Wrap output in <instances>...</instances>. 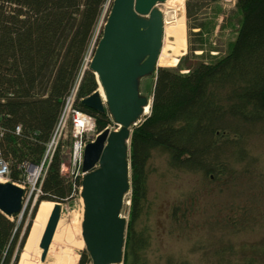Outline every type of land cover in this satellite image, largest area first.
<instances>
[{
	"label": "trees",
	"instance_id": "trees-1",
	"mask_svg": "<svg viewBox=\"0 0 264 264\" xmlns=\"http://www.w3.org/2000/svg\"><path fill=\"white\" fill-rule=\"evenodd\" d=\"M191 1L185 3L188 19ZM220 1L196 0L195 7L214 5L219 11ZM106 3L109 11L112 0H0V149L9 162L11 183L23 179L22 162L38 165L42 160ZM233 17L236 36L225 55L196 62L205 54L197 47L192 50L201 51L199 57L188 61L185 55L175 68H157L145 77L153 80L150 113L132 128L129 142L131 197L122 264H159L149 257L153 233L144 223L150 208L147 165L153 151L166 154L172 169L203 174L216 170L209 179L219 180L229 158L244 157L250 129L264 128V0H234ZM210 26L195 23L191 28L200 36ZM96 89L94 74L85 70L74 108L94 118L98 133L111 125L110 115L81 104ZM61 163L58 147L42 178L41 195L32 208L27 205L20 223L18 215L0 212V264L18 263L39 202L64 203L78 191L81 177H63ZM190 209L175 205L171 220L180 224V215L185 219ZM78 264H91L85 251ZM163 264L190 262L167 256Z\"/></svg>",
	"mask_w": 264,
	"mask_h": 264
},
{
	"label": "rangeland",
	"instance_id": "rangeland-1",
	"mask_svg": "<svg viewBox=\"0 0 264 264\" xmlns=\"http://www.w3.org/2000/svg\"><path fill=\"white\" fill-rule=\"evenodd\" d=\"M195 3L196 0L191 1L190 19L186 17L185 11L186 51L178 62L185 55L188 61L192 60V56L199 57L201 51L192 50L197 47H202L205 54L202 58H197L196 62L213 61L225 55L236 36L237 20L233 17L232 2L221 0L218 3L221 11H214V5L204 6L198 10ZM108 6L109 4L106 3L102 10L91 48H94L95 43L98 42ZM158 6H156L157 9ZM195 23H210L211 26L198 36L194 34L198 30L191 28ZM90 53L89 50L85 55V66L79 70L73 87L67 94V97L74 95L73 108L80 80L85 70H89L87 65L91 59ZM151 82H153L151 78H143L140 82V89L150 102L148 94ZM87 116L93 120V129L84 131L83 140L89 143L94 140L97 133L94 118ZM117 128L113 122L108 126L110 130ZM74 141L73 125L69 122L58 145L61 164L64 165L61 175L69 181L75 178L71 168L66 169ZM244 148V157L240 161L236 160L237 155H235L236 159L227 160L226 172L220 176L219 180L209 179L216 170H212V173L210 169L206 174L175 170L169 166L166 154L160 151L152 152L147 165L146 178V204H149L150 208L148 219L144 222L149 225L153 233L149 253L151 260L163 264L165 258L171 256L176 260H187L190 264H264L263 127L255 126L250 129ZM80 190L79 187L71 199L60 203V218L67 216L71 211L83 214ZM130 197L131 190L125 195L121 211V216L127 221ZM30 199L22 213L17 216V223L23 220L27 205L29 204L31 208L34 206L33 198ZM175 205H180L181 209L191 208L190 212L187 211L189 213L185 215V219L181 220L180 215V224L171 220V209ZM84 251V247L77 251L79 259Z\"/></svg>",
	"mask_w": 264,
	"mask_h": 264
},
{
	"label": "water",
	"instance_id": "water-1",
	"mask_svg": "<svg viewBox=\"0 0 264 264\" xmlns=\"http://www.w3.org/2000/svg\"><path fill=\"white\" fill-rule=\"evenodd\" d=\"M165 1L112 0L88 65L104 101L96 89L81 99V104L99 113L107 111L118 127L98 132L82 153L81 237L91 264L123 261L127 219L121 216V211L130 191L129 142L132 127L147 117L143 112L150 106L139 85L142 78L150 77L159 68L163 17L156 6ZM22 197L20 187L0 182L1 213L7 217L20 215ZM52 203L38 246L41 262L46 258L61 213V204Z\"/></svg>",
	"mask_w": 264,
	"mask_h": 264
},
{
	"label": "bare ground",
	"instance_id": "bare-ground-1",
	"mask_svg": "<svg viewBox=\"0 0 264 264\" xmlns=\"http://www.w3.org/2000/svg\"><path fill=\"white\" fill-rule=\"evenodd\" d=\"M158 5L163 17V36L157 66L171 68L177 65L178 59L186 51L185 0H166ZM97 91L104 101L100 87ZM149 112L150 106L148 105L144 109L143 116H147ZM92 125L90 120L80 117L74 131H78L80 127L84 131H89L93 129ZM53 206L54 203L50 201H41L37 204L31 222L32 227H30L17 264L78 263L77 251L84 247L81 237L82 215L72 211L59 219L46 258L43 262L40 261L38 246Z\"/></svg>",
	"mask_w": 264,
	"mask_h": 264
},
{
	"label": "built area",
	"instance_id": "built-area-1",
	"mask_svg": "<svg viewBox=\"0 0 264 264\" xmlns=\"http://www.w3.org/2000/svg\"><path fill=\"white\" fill-rule=\"evenodd\" d=\"M234 4V0H227ZM90 54L92 58V48L90 47ZM91 61V59H90ZM86 62V56L83 61L82 68H84ZM90 63V62H89ZM89 65V64H88ZM87 65V66H88ZM74 95L66 97L64 100L63 108L61 110L60 116L58 118L55 129L53 130L49 142L46 145V151L43 155L42 160L38 165H32L27 161L22 162L19 165V168L24 172L23 179L16 183L23 190L22 197V206H26L28 200L33 198V205L37 198L41 195L40 185L42 178L45 175L47 166L50 163L51 157L58 147L61 137L63 136V131L66 129L69 122L73 125V137L75 139L72 149L69 152V165L66 166L68 170L71 168V173H75V177H82L81 172V163H82V153L86 145V142L83 140L84 130L82 127L78 131H74L78 120L80 117L86 118L93 123V120L87 115L80 114L78 111L73 108ZM20 127L15 128V132L19 133ZM2 135V129L0 127V137ZM64 165L61 164V171L63 170ZM63 173V171H62ZM10 168L9 162L3 157L2 151L0 149V182L6 183L10 182ZM33 196V197H32ZM23 211V210H22Z\"/></svg>",
	"mask_w": 264,
	"mask_h": 264
}]
</instances>
